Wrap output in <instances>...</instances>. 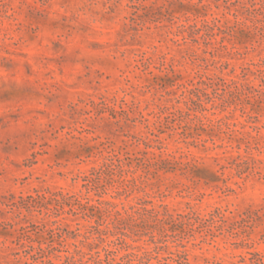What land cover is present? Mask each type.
Returning <instances> with one entry per match:
<instances>
[{
	"label": "rangeland",
	"instance_id": "obj_1",
	"mask_svg": "<svg viewBox=\"0 0 264 264\" xmlns=\"http://www.w3.org/2000/svg\"><path fill=\"white\" fill-rule=\"evenodd\" d=\"M0 264H264V0H0Z\"/></svg>",
	"mask_w": 264,
	"mask_h": 264
}]
</instances>
